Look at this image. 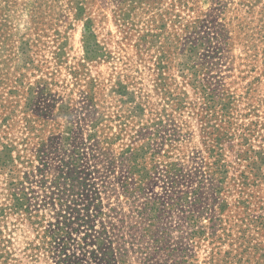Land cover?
<instances>
[{"label":"rangeland","instance_id":"obj_1","mask_svg":"<svg viewBox=\"0 0 264 264\" xmlns=\"http://www.w3.org/2000/svg\"><path fill=\"white\" fill-rule=\"evenodd\" d=\"M0 264H264V0H0Z\"/></svg>","mask_w":264,"mask_h":264},{"label":"trees","instance_id":"obj_2","mask_svg":"<svg viewBox=\"0 0 264 264\" xmlns=\"http://www.w3.org/2000/svg\"><path fill=\"white\" fill-rule=\"evenodd\" d=\"M18 201H19V200H18ZM21 205H22V203L20 204V203L18 202V208L22 207ZM94 255H95V254H94Z\"/></svg>","mask_w":264,"mask_h":264}]
</instances>
